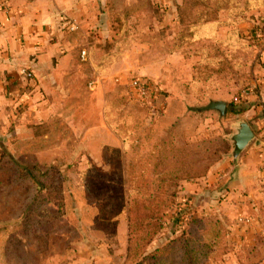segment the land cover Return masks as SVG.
Here are the masks:
<instances>
[{
	"label": "rangeland",
	"instance_id": "rangeland-1",
	"mask_svg": "<svg viewBox=\"0 0 264 264\" xmlns=\"http://www.w3.org/2000/svg\"><path fill=\"white\" fill-rule=\"evenodd\" d=\"M254 1L184 0L164 18L157 0H117L97 13L91 46L61 20L57 81H27L0 118V264L260 263L232 157L257 69L261 36L240 21ZM217 18L228 26L198 38ZM135 78L156 87L155 115ZM211 100L224 116L199 111Z\"/></svg>",
	"mask_w": 264,
	"mask_h": 264
},
{
	"label": "crops",
	"instance_id": "crops-1",
	"mask_svg": "<svg viewBox=\"0 0 264 264\" xmlns=\"http://www.w3.org/2000/svg\"><path fill=\"white\" fill-rule=\"evenodd\" d=\"M157 2L166 11L164 18H173L175 9L184 0ZM115 5L117 0H0V118L3 121L14 102L27 96L29 89L25 90L27 81L20 77L22 70L34 72L35 84L39 82V87L44 83L43 79L45 82L57 81L53 58L58 49L66 45L60 39L65 35L61 20L69 18L76 21L79 29L74 35L84 37L86 42L83 41V44L91 46L90 30L97 23V13ZM251 6L254 18L243 29L246 34L260 35L261 40L256 49V76L252 88L244 97L248 105L245 122L254 130L260 145L253 144L242 154L238 169L240 188L235 194L244 192V198L237 204L239 210L246 201H254L253 224L247 227L248 233L244 235L252 241L250 245L260 251L263 246L261 241L264 240V33L255 29V25H259V17L264 16V0H255ZM34 96L37 97V94ZM103 143L117 146L115 140L113 144ZM259 257V264H264V253Z\"/></svg>",
	"mask_w": 264,
	"mask_h": 264
},
{
	"label": "built area",
	"instance_id": "built-area-1",
	"mask_svg": "<svg viewBox=\"0 0 264 264\" xmlns=\"http://www.w3.org/2000/svg\"><path fill=\"white\" fill-rule=\"evenodd\" d=\"M71 31H75L76 27L72 25L70 27ZM81 60L86 62L89 59V53L87 50H82L81 52ZM20 77L25 80V81H34L35 74L34 72L24 69L20 73ZM99 83L98 81H93L90 83V87L92 90L96 88V84ZM129 86L132 90V92L138 97V99L145 103L146 105L150 106L151 111L153 115L157 113L155 106H153V96L155 95V89L156 87L151 84V82L140 79V78H135L129 82ZM239 222L241 225L244 226H250L252 224V218L251 217H240Z\"/></svg>",
	"mask_w": 264,
	"mask_h": 264
},
{
	"label": "water",
	"instance_id": "water-1",
	"mask_svg": "<svg viewBox=\"0 0 264 264\" xmlns=\"http://www.w3.org/2000/svg\"><path fill=\"white\" fill-rule=\"evenodd\" d=\"M199 111H216L220 116H224L227 111V103L221 100H211L206 107L199 109ZM232 143V157L236 163L250 145L253 143L260 145L254 130L245 121L239 123L236 134L232 136Z\"/></svg>",
	"mask_w": 264,
	"mask_h": 264
},
{
	"label": "trees",
	"instance_id": "trees-1",
	"mask_svg": "<svg viewBox=\"0 0 264 264\" xmlns=\"http://www.w3.org/2000/svg\"><path fill=\"white\" fill-rule=\"evenodd\" d=\"M231 14V12H230ZM229 14V15H230ZM263 18H261L260 21L263 22ZM242 23H247L249 22L247 19H242L240 20ZM228 26L227 23H225L224 21L222 20H219V18L217 19H212V20H208L206 19L205 22L203 23H200L198 25L195 26V30H196V33H197V37H207V38H210V39H215L216 38V35H217V32L218 30L222 27V26ZM255 29H259V30H263L262 27L260 26H256L255 25ZM31 173V172H30ZM32 179H34V176L33 174L31 173V176H30ZM133 210V209H132ZM131 209H130V214H129V234L131 235L132 232H133V222H134V219H133V214H135V212H133ZM138 219H142V218H138ZM131 238V236H130Z\"/></svg>",
	"mask_w": 264,
	"mask_h": 264
}]
</instances>
